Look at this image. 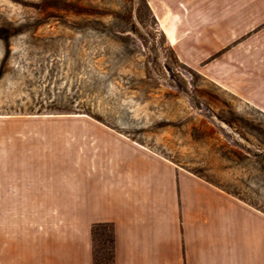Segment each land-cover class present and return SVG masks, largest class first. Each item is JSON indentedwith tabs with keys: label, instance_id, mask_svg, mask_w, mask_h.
<instances>
[{
	"label": "rangeland",
	"instance_id": "374dc122",
	"mask_svg": "<svg viewBox=\"0 0 264 264\" xmlns=\"http://www.w3.org/2000/svg\"><path fill=\"white\" fill-rule=\"evenodd\" d=\"M0 117L121 134L264 212V114L178 59L147 0H0ZM32 208L2 229L29 238L34 264H67L75 238ZM92 247L94 264H114L109 224Z\"/></svg>",
	"mask_w": 264,
	"mask_h": 264
},
{
	"label": "crops",
	"instance_id": "0c3cea01",
	"mask_svg": "<svg viewBox=\"0 0 264 264\" xmlns=\"http://www.w3.org/2000/svg\"><path fill=\"white\" fill-rule=\"evenodd\" d=\"M147 3L178 59L264 114V0ZM24 121L0 117V264H34L29 238L1 224L32 221L34 205L75 238L67 264H94L98 224L112 226L114 264H264L260 209L121 134ZM97 135L122 148L115 160Z\"/></svg>",
	"mask_w": 264,
	"mask_h": 264
},
{
	"label": "trees",
	"instance_id": "16d2710c",
	"mask_svg": "<svg viewBox=\"0 0 264 264\" xmlns=\"http://www.w3.org/2000/svg\"><path fill=\"white\" fill-rule=\"evenodd\" d=\"M150 12H151V14L153 15V13H152V11L150 10ZM153 17H154V15H153ZM155 18V17H154ZM155 20H156V18H155ZM191 171V170H190ZM192 173H194V174H196V175H198V176H200V177H202L201 175H199V174H197V173H195V172H193V171H191ZM203 178V177H202ZM204 179V178H203ZM206 180V179H205ZM207 181H209V180H207ZM219 187V186H218ZM235 196V195H234ZM236 197H238V196H236ZM238 198H240V197H238ZM240 199H242V198H240ZM243 201H245L244 199H242ZM245 202H247V201H245ZM110 225V224H109ZM111 226V225H110ZM111 228H112V226H111ZM112 237H113V258H114V235H113V230H112Z\"/></svg>",
	"mask_w": 264,
	"mask_h": 264
}]
</instances>
